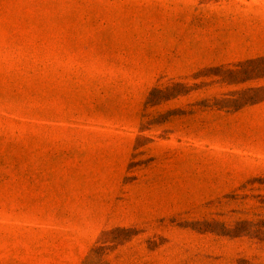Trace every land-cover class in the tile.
I'll return each mask as SVG.
<instances>
[{"label":"rangeland","instance_id":"rangeland-1","mask_svg":"<svg viewBox=\"0 0 264 264\" xmlns=\"http://www.w3.org/2000/svg\"><path fill=\"white\" fill-rule=\"evenodd\" d=\"M0 264H264V0H0Z\"/></svg>","mask_w":264,"mask_h":264},{"label":"crops","instance_id":"crops-1","mask_svg":"<svg viewBox=\"0 0 264 264\" xmlns=\"http://www.w3.org/2000/svg\"><path fill=\"white\" fill-rule=\"evenodd\" d=\"M22 252L25 253V254H28L29 252V247H25L22 249Z\"/></svg>","mask_w":264,"mask_h":264}]
</instances>
